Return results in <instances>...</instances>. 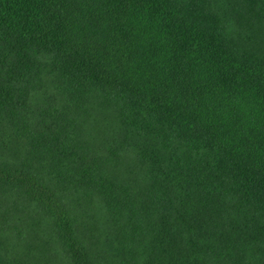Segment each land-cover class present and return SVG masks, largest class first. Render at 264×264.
Returning <instances> with one entry per match:
<instances>
[{"label":"trees","instance_id":"16d2710c","mask_svg":"<svg viewBox=\"0 0 264 264\" xmlns=\"http://www.w3.org/2000/svg\"><path fill=\"white\" fill-rule=\"evenodd\" d=\"M0 264H264V0H0Z\"/></svg>","mask_w":264,"mask_h":264}]
</instances>
